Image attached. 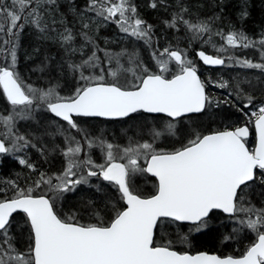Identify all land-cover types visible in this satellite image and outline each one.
<instances>
[{"label":"snow or ice","instance_id":"1","mask_svg":"<svg viewBox=\"0 0 264 264\" xmlns=\"http://www.w3.org/2000/svg\"><path fill=\"white\" fill-rule=\"evenodd\" d=\"M0 169V264H264V0H0Z\"/></svg>","mask_w":264,"mask_h":264},{"label":"trees","instance_id":"2","mask_svg":"<svg viewBox=\"0 0 264 264\" xmlns=\"http://www.w3.org/2000/svg\"><path fill=\"white\" fill-rule=\"evenodd\" d=\"M257 3H258V0H257ZM260 18H261V14L259 12V9L257 8V10H255L254 13H253V19H252V21H250L249 24H248L249 30L252 29V27H253L254 24H257V23L260 22ZM4 171L5 170L0 169V173H3Z\"/></svg>","mask_w":264,"mask_h":264}]
</instances>
